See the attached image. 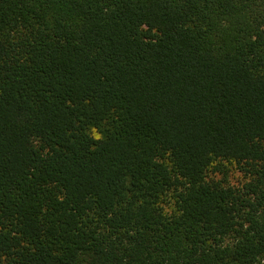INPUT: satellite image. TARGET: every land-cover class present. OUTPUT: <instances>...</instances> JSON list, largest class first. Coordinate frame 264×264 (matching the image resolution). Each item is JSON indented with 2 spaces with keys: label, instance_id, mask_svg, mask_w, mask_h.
<instances>
[{
  "label": "trees",
  "instance_id": "16d2710c",
  "mask_svg": "<svg viewBox=\"0 0 264 264\" xmlns=\"http://www.w3.org/2000/svg\"><path fill=\"white\" fill-rule=\"evenodd\" d=\"M0 264H264V0H0Z\"/></svg>",
  "mask_w": 264,
  "mask_h": 264
},
{
  "label": "rangeland",
  "instance_id": "374dc122",
  "mask_svg": "<svg viewBox=\"0 0 264 264\" xmlns=\"http://www.w3.org/2000/svg\"><path fill=\"white\" fill-rule=\"evenodd\" d=\"M229 175H230V181L231 182L237 183V182H239V180H241L240 174L235 170L232 171Z\"/></svg>",
  "mask_w": 264,
  "mask_h": 264
}]
</instances>
